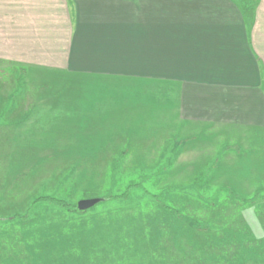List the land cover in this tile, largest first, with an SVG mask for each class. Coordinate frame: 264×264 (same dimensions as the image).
Instances as JSON below:
<instances>
[{"label":"crops","instance_id":"crops-1","mask_svg":"<svg viewBox=\"0 0 264 264\" xmlns=\"http://www.w3.org/2000/svg\"><path fill=\"white\" fill-rule=\"evenodd\" d=\"M0 62L63 75L64 100L162 96L168 132L153 143L174 153L198 139L190 149L200 148L204 177L240 169L237 140L260 155L264 175V0L252 18L235 0H0ZM183 154L173 176L188 173ZM241 236L260 256L264 245L252 241L264 232Z\"/></svg>","mask_w":264,"mask_h":264},{"label":"rangeland","instance_id":"rangeland-1","mask_svg":"<svg viewBox=\"0 0 264 264\" xmlns=\"http://www.w3.org/2000/svg\"><path fill=\"white\" fill-rule=\"evenodd\" d=\"M4 66L7 65L0 62L1 94H6L15 87L14 75L7 72ZM67 81L70 82L65 80L61 74L30 73L28 76L29 88L36 90L40 83L41 86L38 96L34 98L32 92L27 91L25 96H22L24 98L20 101L17 99L18 102L14 104L15 112L10 117L17 118L16 124L20 123L22 126L16 142L12 139L14 128L9 132L5 128H1V126L8 125H0V194L5 191V188L2 189V187L6 186L1 182L9 174L10 182H12L11 179H15L13 176L19 175L15 179L16 186L18 181L23 183L25 190L19 189L18 192H14V195L19 193V196L27 197V192L31 188L35 191L53 192L52 188L60 183L63 185V189L69 193L67 198L73 203L77 204L78 200L83 198H102L89 210L99 220L105 215L106 210L119 205V202L111 199L110 192H120L126 187L128 181H137L140 182V185L131 188L130 191L140 196L141 200L139 199L138 205L156 207L160 210L159 212L169 213L172 222L168 225L174 228L172 232L176 233V242L181 241L182 246L202 243L208 237V232L199 231L197 227L205 228L206 223L208 225L221 224L227 227L235 226L238 232L236 237L242 239L244 237L241 236L242 234L264 232V220H257L264 219V184H262L264 175L259 162L260 155L256 153L252 158L250 150L242 153L243 148L235 145L238 144L237 140H232L234 143L229 146L235 149L234 151L240 152L237 154L239 155L237 157L240 158L232 168L240 167V169L222 175H220V171L208 169L207 176H199L198 188L192 189L189 182L192 177H196L195 174H201L195 164L199 159L194 160L198 157L200 148L198 152L196 146L190 149L198 139L189 140L194 142L192 144L189 141L186 142L184 149H178L174 153L171 152V147L168 144L159 145L152 141L153 137L163 138L168 132L167 113L160 109L166 105L162 96L138 94L112 98H82L79 101L64 100L65 98L61 94L64 93L66 87H69ZM55 87L60 88L54 89ZM44 89L50 90L45 92ZM56 95L57 97H55ZM34 103L42 104L40 107L37 106V111L31 108ZM10 109L11 107L8 108V111ZM50 112H53L57 117L59 114L60 116L53 121L54 124L48 126L45 119L50 117ZM94 123L117 126L119 130L122 128L137 131L145 129V132L140 133V136H133L130 141L123 136L113 138L114 141H112L109 136L102 139L96 130L86 128L91 124L95 125ZM42 126L45 130L41 128ZM177 128L178 125L174 124V130ZM184 128L180 132L182 136L185 134L183 133ZM31 129L34 130L30 131ZM190 129L191 127L188 128V130ZM174 133L175 137L180 136V134ZM33 134L36 135L32 136ZM226 145L225 141L221 145H217V149L222 151L221 158L228 148ZM186 149V153L183 154ZM182 154L186 158L185 160L189 161L185 163V167L180 166L179 169L185 170L187 167L188 173L184 175L179 170L177 173L184 176H173L176 173L175 167H178L179 164L177 158ZM9 160L14 161L12 165L14 170L12 169L11 172ZM234 160V156L232 159L225 157L224 162L228 164L233 163ZM151 164H155V166L151 168ZM70 172L73 178L67 180L64 174ZM31 175L39 176L38 179L53 176V179L51 181L47 179L46 183L43 180L37 183L34 180L30 181ZM153 175L159 178V183L151 178ZM74 177L95 178L98 185L89 188V184L80 183L78 185L77 182L75 187L72 185ZM113 180L116 181L115 186L111 185ZM249 181L251 184L246 186L245 183ZM258 182L261 184L257 187ZM25 183L27 184L25 185ZM44 186L45 190L42 189ZM69 189H76V192L71 193ZM195 190L198 193L194 192ZM254 190L255 192H252ZM172 193L173 197L177 198L176 202L170 200ZM14 195L9 198L12 199L11 204ZM191 196L196 197L197 206L194 200H189ZM3 204L4 202L0 203V218H5L4 221H6L9 220L8 218L16 208L14 209L12 205L4 208ZM25 206L26 204H23L18 209L21 211ZM194 214L196 216H193ZM229 235L234 236V234ZM3 240L8 242L5 238ZM144 241L149 240L145 237ZM253 243L264 245V241H252V245ZM245 246L248 249L251 242L247 240ZM236 252L234 250L233 254ZM246 256L248 257L246 264H264V251H261L260 256L255 257L248 250Z\"/></svg>","mask_w":264,"mask_h":264},{"label":"trees","instance_id":"trees-1","mask_svg":"<svg viewBox=\"0 0 264 264\" xmlns=\"http://www.w3.org/2000/svg\"><path fill=\"white\" fill-rule=\"evenodd\" d=\"M235 1L247 17H253L257 0ZM4 67L7 72L14 75L15 87L6 94L0 93V125H8L1 128L9 132L14 128L12 139L16 142L22 126L20 123L16 124L17 118L10 117L15 112L14 104L18 102L17 99L19 101L23 99L22 96H25L27 91L32 92L34 98L38 96L41 83L39 82L40 86L36 85V90L29 88L28 76L34 70L32 66L8 64ZM56 88L60 87L54 89ZM49 90L44 89L45 92ZM41 105L34 103L31 108L37 111V106ZM9 107L11 109L8 111ZM49 115L50 117L45 119L48 126L54 124L53 121L60 116L59 114L57 117L53 112ZM94 124L86 128L96 130L102 139L109 136L112 141L119 136L130 141L133 136H140V133L145 132V129L137 131L122 128L119 130L117 126ZM32 130L34 129L30 131ZM13 164L14 161L9 160L10 172ZM154 166L155 164H151V168ZM17 176L19 175L13 177L16 179ZM64 176L67 180L73 178L71 172ZM194 176L196 177H192L189 182L191 186H189L197 189L199 175ZM9 177L10 174L1 182L6 186L2 187L5 191L0 194V203L4 202L2 205L4 208L12 205L16 209L8 218L9 220L4 221L5 218H0V264H246L248 250L252 256L258 253H254L253 248L247 249L245 246L247 240L236 237L238 232L235 226L227 227L221 224L206 223L205 228L197 227L199 231L208 232V237L200 244L182 246L181 241L176 242V233L172 232L174 228L168 225L172 222L169 213L159 212L160 210L156 207L138 205L140 196L130 191L131 188L140 185L137 181H128L126 187L120 192H110L111 199L119 202V205L106 210L105 215L97 220L98 217L89 212L91 207L79 210L77 204L67 198L69 193L60 183L52 188L53 192L35 191L31 188L26 197L19 196V193L14 195V192H18L19 189L21 191L25 189L21 181H18L16 186L17 181L11 179L12 182H10ZM38 177L31 175L30 181L39 183L43 180L46 183L47 179L49 181L53 179V176L44 179L42 177L38 179ZM156 177L153 175L151 178L159 183V178ZM77 182L78 185L89 184V188L98 185L95 178L89 177H74L72 185L75 186ZM114 184H116L115 180L111 185ZM42 189L45 190V186ZM69 191L74 193L76 189H69ZM194 192L198 193L197 190ZM13 195L14 200L11 204L12 199L9 198ZM171 196L170 200L176 202L177 198L173 197V193ZM192 196L189 200H194L197 206L196 197ZM23 204L26 206L20 211L18 207ZM145 237L149 241H144ZM3 238L8 241V244ZM187 246L189 247L186 248ZM234 250L237 251L235 254H233ZM8 254L11 255L8 256Z\"/></svg>","mask_w":264,"mask_h":264},{"label":"water","instance_id":"water-1","mask_svg":"<svg viewBox=\"0 0 264 264\" xmlns=\"http://www.w3.org/2000/svg\"><path fill=\"white\" fill-rule=\"evenodd\" d=\"M101 200L102 198H99V197L83 198V199L78 200L77 208L79 210H85V209L92 207L93 205H95Z\"/></svg>","mask_w":264,"mask_h":264}]
</instances>
